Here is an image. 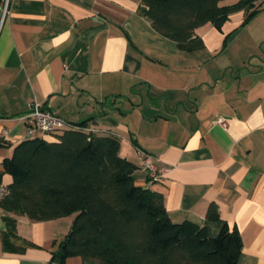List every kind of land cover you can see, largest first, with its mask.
Returning <instances> with one entry per match:
<instances>
[{
  "label": "crops",
  "instance_id": "0c3cea01",
  "mask_svg": "<svg viewBox=\"0 0 264 264\" xmlns=\"http://www.w3.org/2000/svg\"><path fill=\"white\" fill-rule=\"evenodd\" d=\"M255 5L246 22L238 10L220 28L196 27L202 47L187 51L150 25L142 0H10L0 27V181L11 183L2 161L27 138L19 117L36 100L117 137L119 154L138 166L135 183L163 195L173 222L211 236L236 227V264H264V0ZM141 152L166 167L160 181H148ZM210 204L217 220L206 218ZM73 216L36 221L0 204V264H52ZM6 218L11 245L24 250L3 245Z\"/></svg>",
  "mask_w": 264,
  "mask_h": 264
},
{
  "label": "trees",
  "instance_id": "16d2710c",
  "mask_svg": "<svg viewBox=\"0 0 264 264\" xmlns=\"http://www.w3.org/2000/svg\"><path fill=\"white\" fill-rule=\"evenodd\" d=\"M220 0H142L140 13L179 49L202 47L193 36L196 27L211 22L220 28L230 13L244 10L249 20L258 0H238L219 6ZM80 128L56 132L57 141L26 138L2 161L12 176L9 196L1 203L14 213L41 221L74 214L69 231L58 242L62 263L79 256L81 264H236L242 239L236 227L223 223L211 236L205 226L173 222L163 195L135 183L137 165L119 154V139L93 135ZM206 218L217 220L213 204ZM5 248L16 237L15 221L6 218ZM58 252L54 254V258Z\"/></svg>",
  "mask_w": 264,
  "mask_h": 264
},
{
  "label": "built area",
  "instance_id": "2783aa9c",
  "mask_svg": "<svg viewBox=\"0 0 264 264\" xmlns=\"http://www.w3.org/2000/svg\"><path fill=\"white\" fill-rule=\"evenodd\" d=\"M10 0H0V27L8 14ZM20 120L23 123L28 138H41L45 139L54 135L56 132L61 131L66 127L80 128L74 124L66 122L63 118L59 117L57 113L49 110L41 102L33 100L28 104L27 110L20 115ZM221 126L226 127L223 120H218ZM87 132H92L90 128L82 127ZM140 166L146 171L147 179L149 182L160 181L163 174L166 172L165 166H157L152 163V160L145 153L139 154ZM9 186L0 181V204L9 196Z\"/></svg>",
  "mask_w": 264,
  "mask_h": 264
},
{
  "label": "water",
  "instance_id": "95a60500",
  "mask_svg": "<svg viewBox=\"0 0 264 264\" xmlns=\"http://www.w3.org/2000/svg\"><path fill=\"white\" fill-rule=\"evenodd\" d=\"M57 252H58V254L55 257V259L53 260V263L52 264H62L61 255L64 254L63 249L60 248Z\"/></svg>",
  "mask_w": 264,
  "mask_h": 264
}]
</instances>
